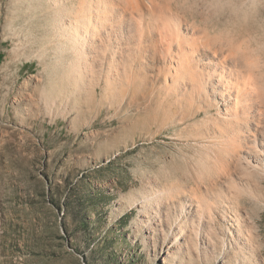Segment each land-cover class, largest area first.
I'll return each mask as SVG.
<instances>
[{
	"label": "rangeland",
	"instance_id": "374dc122",
	"mask_svg": "<svg viewBox=\"0 0 264 264\" xmlns=\"http://www.w3.org/2000/svg\"><path fill=\"white\" fill-rule=\"evenodd\" d=\"M46 1L0 0V264H264V153L248 163L263 149L253 134L229 146L221 105L205 117L203 101L185 111L169 99L173 123L157 126L149 114L135 120V106L115 115L101 89L95 107L76 100ZM203 1L195 18L211 39L264 57V0Z\"/></svg>",
	"mask_w": 264,
	"mask_h": 264
},
{
	"label": "bare ground",
	"instance_id": "6f19581e",
	"mask_svg": "<svg viewBox=\"0 0 264 264\" xmlns=\"http://www.w3.org/2000/svg\"><path fill=\"white\" fill-rule=\"evenodd\" d=\"M201 1L51 0L64 37L58 54L68 61L65 63L70 67L71 84L78 85L74 89L78 93L76 100L95 107L96 93L101 89L107 109L115 111V115L123 111L122 107L129 110L135 106L142 109L135 120L142 121L141 113L149 114L152 124L157 126L171 122L174 116L168 110L169 99L185 101V111L191 102L203 101L205 117L211 113L210 107L221 105L217 109L219 116L223 114L221 125L228 122L231 130L226 131L225 142L230 146V136L246 131L247 136L253 134V146L257 141L264 149V133L260 132V120L264 116V57L253 58L246 44L234 46L231 41L211 39L207 30L199 27V18H195L197 14L203 18L205 5ZM148 68L162 81L150 82L144 71ZM210 96L215 100H209ZM100 113L101 109L95 121ZM263 149H256L255 157L251 156L248 163H257L258 156L263 157ZM252 168L258 171V167ZM207 181L206 189L217 186L215 180ZM215 194L211 201H205L209 218L213 215L212 209L220 205ZM196 201L201 209V201ZM201 214H197V224L200 218L203 220Z\"/></svg>",
	"mask_w": 264,
	"mask_h": 264
}]
</instances>
